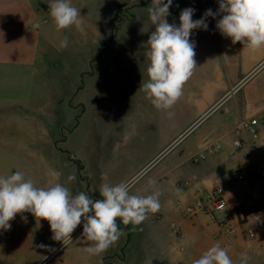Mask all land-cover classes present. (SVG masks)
<instances>
[{"label":"crops","instance_id":"0c3cea01","mask_svg":"<svg viewBox=\"0 0 264 264\" xmlns=\"http://www.w3.org/2000/svg\"><path fill=\"white\" fill-rule=\"evenodd\" d=\"M49 3L0 0V175L22 171L44 187L48 173L59 171V182L73 194L83 191L99 199L102 183L132 184L152 160L123 173L140 148L161 138L165 149L198 120L210 115L209 122L180 156L132 193L159 191L160 210L138 226L117 219L123 235L105 252L85 251L91 242L82 236L83 224L65 246L51 239L46 220L22 213L10 221V230H0V264H193L216 243L227 249L233 264H241L244 253L248 264H264V195L251 175L256 166L264 167V48L253 52L233 44L216 28L221 16L208 17L207 31L193 30L190 37L198 66L170 117L139 90L148 79L144 53L154 31L147 11L151 0L121 4L147 13L117 14L102 30L96 0H71L80 9L83 32L57 31ZM188 7L197 20L207 9L217 12L219 4L173 0L168 22L179 25L180 12ZM65 36L69 44L60 48ZM61 117L67 121L56 127ZM253 117L260 119L254 136L241 134L244 146L235 149L238 122ZM240 173L243 180H237ZM69 175L76 177L71 183ZM215 186L225 188L219 220L184 212ZM247 229L254 235L247 236Z\"/></svg>","mask_w":264,"mask_h":264},{"label":"clouds","instance_id":"9594fccd","mask_svg":"<svg viewBox=\"0 0 264 264\" xmlns=\"http://www.w3.org/2000/svg\"><path fill=\"white\" fill-rule=\"evenodd\" d=\"M172 4L173 0H151L147 9L154 31L145 44L148 79L142 80L139 88L157 110L168 112L170 117L174 115L170 109L182 97L185 83L198 66L194 58L195 43L190 37L193 30L207 31L208 17L221 16L216 28L233 44L239 42L253 52L264 48V0H218L217 12L207 9L197 20L193 19L195 9L188 7L180 12L179 25L168 22ZM48 5L57 31L74 27L83 32L80 9L73 6L71 0H50ZM34 27L40 25L37 23ZM68 44L65 36L59 47L66 48ZM48 175L51 179L44 187L26 179L22 171L0 175V230H10V221L17 214L31 213L36 222L46 220L49 223L52 240L66 246L72 241V233L83 224L82 236L91 242L85 251L97 256L115 245L123 235L117 219L125 226H138L161 207L159 191L148 195L131 194L130 182L102 183L101 198L93 199L83 191L73 194L59 182L62 175L59 171H50ZM102 178L107 179L106 176ZM75 179L74 175L67 177L69 183ZM249 259L247 253L242 254L241 264H248ZM193 264H233V261L227 249L216 243L193 260Z\"/></svg>","mask_w":264,"mask_h":264},{"label":"rangeland","instance_id":"374dc122","mask_svg":"<svg viewBox=\"0 0 264 264\" xmlns=\"http://www.w3.org/2000/svg\"><path fill=\"white\" fill-rule=\"evenodd\" d=\"M96 1L98 5H97V12L95 13L98 18V29L100 30L103 29L104 22L106 19H109L110 17H113L117 14L119 15L133 14L137 12L138 15H141L147 13V11L144 10L143 8H139L137 10L135 7L129 9L125 6L124 7L121 6V4L123 3H130L132 5L135 3H140L145 0H96ZM116 11L119 12L116 13ZM51 59H54V57L52 56ZM52 64L54 65L53 61ZM72 106L74 108L76 107L75 99H72ZM209 116L202 119L201 121L198 120L197 122H195L165 149H164L165 144L164 145L161 144V138H157L152 143H149L145 147L140 148L137 151V154L133 157V159L124 165L123 173L125 172L127 173L128 171L132 170L141 162H142L141 165H143L149 160L151 159L152 160L132 179L134 181L132 183L131 194L137 189L141 188L145 183L149 182V180H151L157 174V172H159V170H161L166 164H168L170 160L180 156L182 151L188 144L195 142V140L202 134L206 124L209 122L208 120ZM56 121L59 122L56 125V127H58L63 122L67 121V119L61 117ZM73 125L75 124H73V120H72L69 128H71V126L73 127ZM62 143L60 148L64 149V145ZM184 207L185 206L181 207V209L182 208L184 209ZM223 213H224L223 211H216L212 215H208V218H214L216 220H219L222 217ZM185 218L189 219L190 216H186Z\"/></svg>","mask_w":264,"mask_h":264},{"label":"built area","instance_id":"2783aa9c","mask_svg":"<svg viewBox=\"0 0 264 264\" xmlns=\"http://www.w3.org/2000/svg\"><path fill=\"white\" fill-rule=\"evenodd\" d=\"M260 124V119L258 118H247L240 119L238 122L234 134L236 135V139L233 141V147L235 149H240L244 146V142L239 138L241 134L249 133L254 136L256 127ZM253 148L255 150L259 149V145L257 143H253ZM251 175L256 176L258 182L261 184V189L264 195V167L256 166L253 169ZM246 175L240 173L237 175V180H243ZM225 188L223 186H215L209 192L202 194L199 196L193 204L187 206L184 209V212L188 215H196V214H206L212 215L216 211L223 210L225 208V200H224ZM226 232L228 234H234V229H227ZM247 236H253L254 231L252 229L246 230Z\"/></svg>","mask_w":264,"mask_h":264},{"label":"trees","instance_id":"16d2710c","mask_svg":"<svg viewBox=\"0 0 264 264\" xmlns=\"http://www.w3.org/2000/svg\"><path fill=\"white\" fill-rule=\"evenodd\" d=\"M73 160H75V159H73ZM76 162H77V160H75Z\"/></svg>","mask_w":264,"mask_h":264}]
</instances>
